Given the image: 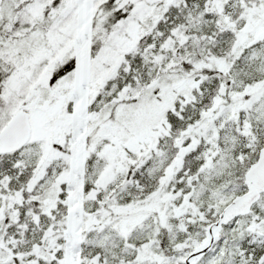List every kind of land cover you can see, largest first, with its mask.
<instances>
[{"label": "snow or ice", "instance_id": "1", "mask_svg": "<svg viewBox=\"0 0 264 264\" xmlns=\"http://www.w3.org/2000/svg\"><path fill=\"white\" fill-rule=\"evenodd\" d=\"M0 264H264V0H0Z\"/></svg>", "mask_w": 264, "mask_h": 264}]
</instances>
